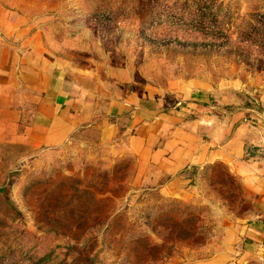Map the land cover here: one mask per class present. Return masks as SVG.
I'll return each instance as SVG.
<instances>
[{
	"label": "rangeland",
	"instance_id": "1",
	"mask_svg": "<svg viewBox=\"0 0 264 264\" xmlns=\"http://www.w3.org/2000/svg\"><path fill=\"white\" fill-rule=\"evenodd\" d=\"M0 72L33 76L29 124L60 87L80 119L56 145L0 142V264H264L240 177L173 173L144 134L195 93L234 114L219 142L264 127V0H0Z\"/></svg>",
	"mask_w": 264,
	"mask_h": 264
},
{
	"label": "crops",
	"instance_id": "2",
	"mask_svg": "<svg viewBox=\"0 0 264 264\" xmlns=\"http://www.w3.org/2000/svg\"><path fill=\"white\" fill-rule=\"evenodd\" d=\"M31 83L32 75H3L0 72V142L28 149L29 145L59 144L77 127L76 121H80L78 116H74L70 118L74 121L72 124L65 123V112L70 109H64L72 100L61 87L55 89L51 101L45 99L39 104L41 110L37 122L29 124L27 92ZM195 96L169 111L176 120H152L151 125L145 127L144 134L150 131L147 135L164 140L163 146L153 150L154 161L164 164L173 173L190 166L215 162L225 164L240 177L252 196L253 210L247 232L264 249V127L240 123L229 137L219 142V138H224L229 132V124L235 121L234 114L221 115V118L208 116L204 113L202 97L198 98V93ZM79 108L77 105L72 110L76 113Z\"/></svg>",
	"mask_w": 264,
	"mask_h": 264
},
{
	"label": "trees",
	"instance_id": "3",
	"mask_svg": "<svg viewBox=\"0 0 264 264\" xmlns=\"http://www.w3.org/2000/svg\"><path fill=\"white\" fill-rule=\"evenodd\" d=\"M51 253H52V249L48 253H45L41 255L40 257L36 258L34 263L35 264H51Z\"/></svg>",
	"mask_w": 264,
	"mask_h": 264
}]
</instances>
